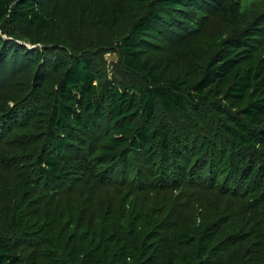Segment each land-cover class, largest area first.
<instances>
[{
	"label": "trees",
	"instance_id": "1",
	"mask_svg": "<svg viewBox=\"0 0 264 264\" xmlns=\"http://www.w3.org/2000/svg\"><path fill=\"white\" fill-rule=\"evenodd\" d=\"M71 3L0 0V68H37L0 115V264H264V0H105L101 28Z\"/></svg>",
	"mask_w": 264,
	"mask_h": 264
},
{
	"label": "rangeland",
	"instance_id": "2",
	"mask_svg": "<svg viewBox=\"0 0 264 264\" xmlns=\"http://www.w3.org/2000/svg\"><path fill=\"white\" fill-rule=\"evenodd\" d=\"M71 1L72 3L69 5V8L65 6L66 10H64V15L67 18L71 15L75 19V22L79 24L77 25V28L81 27V25L89 19H93L98 28H101L103 19L101 17V13H99V9L104 4L105 0H93L94 3H91L89 6H87L86 3L77 2L79 0ZM205 4L206 5L203 9H199V13H203L205 16L207 15L200 27L203 39L212 40L214 38H220L221 36H227L229 28L218 15V11L220 9L219 4L216 2H205ZM83 6L88 8V12L91 9H94L92 11L93 15L87 14L85 17H82L80 8ZM82 12H84L83 8ZM171 31L172 33L176 32L177 35L174 37V40L168 42L169 45H179L186 37H188L187 33L181 29L178 30L177 28L174 31L173 28ZM237 31V27H233L231 29L233 34ZM26 33H28L27 30ZM172 33L170 32L166 35V40L173 38ZM28 34L30 35V32ZM9 38L18 44H21V46L27 47L28 50H32L34 48H39L41 50L45 48L44 42L32 44L30 41H26L23 38L15 36H9ZM112 40L113 41L110 44L101 46L97 51L98 62L95 69V84H97L100 88H105L110 82L113 83L114 80H124L125 72L119 56V42L114 39V37ZM82 44L83 42L81 41L75 42L74 46L76 48H80L82 47ZM43 62L44 61H41L40 64H43ZM36 70L37 68L33 63V57H28L27 55L23 56L21 54L16 55V57L9 55L7 61L4 63V68H2V66L0 68V115L7 113L8 110L14 106L17 100L24 98L23 93L27 90L26 82L34 76ZM30 88L31 87H29V89Z\"/></svg>",
	"mask_w": 264,
	"mask_h": 264
}]
</instances>
